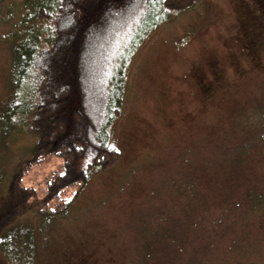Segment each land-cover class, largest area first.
I'll return each instance as SVG.
<instances>
[{"label": "rangeland", "instance_id": "1", "mask_svg": "<svg viewBox=\"0 0 264 264\" xmlns=\"http://www.w3.org/2000/svg\"><path fill=\"white\" fill-rule=\"evenodd\" d=\"M9 27L0 22V264H264V0L150 9L121 49L106 130L120 161L93 169L51 215L40 213L44 178L62 160L28 162L38 78L11 65Z\"/></svg>", "mask_w": 264, "mask_h": 264}, {"label": "trees", "instance_id": "2", "mask_svg": "<svg viewBox=\"0 0 264 264\" xmlns=\"http://www.w3.org/2000/svg\"><path fill=\"white\" fill-rule=\"evenodd\" d=\"M196 0H10L0 5L9 22L11 65L37 76L30 129L37 140L28 162L58 157L62 165L46 175L49 207L57 214L85 186L89 173L120 161L106 130L121 104V49L153 6L183 12ZM117 99H114V94ZM26 111V110H25ZM63 173V175H61ZM74 189L67 198L63 192ZM51 203H54L51 206Z\"/></svg>", "mask_w": 264, "mask_h": 264}, {"label": "snow or ice", "instance_id": "3", "mask_svg": "<svg viewBox=\"0 0 264 264\" xmlns=\"http://www.w3.org/2000/svg\"><path fill=\"white\" fill-rule=\"evenodd\" d=\"M61 175H63V173H61Z\"/></svg>", "mask_w": 264, "mask_h": 264}]
</instances>
